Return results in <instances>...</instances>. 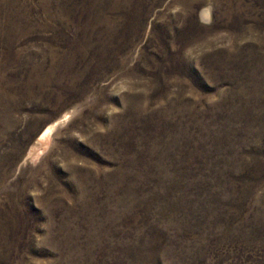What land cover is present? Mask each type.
<instances>
[{"label": "rangeland", "instance_id": "obj_1", "mask_svg": "<svg viewBox=\"0 0 264 264\" xmlns=\"http://www.w3.org/2000/svg\"><path fill=\"white\" fill-rule=\"evenodd\" d=\"M0 264H264V0H0Z\"/></svg>", "mask_w": 264, "mask_h": 264}, {"label": "bare ground", "instance_id": "obj_2", "mask_svg": "<svg viewBox=\"0 0 264 264\" xmlns=\"http://www.w3.org/2000/svg\"><path fill=\"white\" fill-rule=\"evenodd\" d=\"M53 128H54V124L51 125V126L48 128V131L46 132V134L43 135V139H44L49 133H51V132L53 131Z\"/></svg>", "mask_w": 264, "mask_h": 264}]
</instances>
